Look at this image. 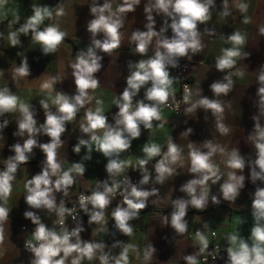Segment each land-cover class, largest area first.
I'll return each instance as SVG.
<instances>
[{
  "label": "clouds",
  "instance_id": "1",
  "mask_svg": "<svg viewBox=\"0 0 264 264\" xmlns=\"http://www.w3.org/2000/svg\"><path fill=\"white\" fill-rule=\"evenodd\" d=\"M142 0H90L91 19L86 23L89 43L84 49L75 52L69 59L67 69H71V78L75 85L74 94L57 90L56 85L63 83L69 73L63 68L56 75L43 73L36 79L29 80L31 68L25 51H17L20 63H13L8 69L11 83L15 89L22 84L28 86L29 94L34 83L39 84V105L43 110L44 120L37 119L38 111L29 100L12 91L9 83L0 87V140H5L4 130L11 121L8 114H16L14 137L20 140L10 146L14 153L3 159L0 170V259L8 249L10 241V213L13 206L11 198L18 172L24 171L34 157V149L44 154L40 172L27 178L23 183V198L28 209L23 213L25 219L34 225L30 238L24 239V250L31 254L28 264H131L130 254H134L141 264H165L158 260V249L151 239L143 248L132 242L115 239L117 234L132 237L136 226L132 221L140 218L142 211L149 203L171 207L168 215L159 217L160 227H170L174 236L185 238L189 233V221L186 219L189 209L204 212L211 202L220 205L222 200L235 205L241 190L245 187L246 177L243 174L249 169V179L256 185L252 194L250 234L245 237L240 229L223 236L225 246H212L209 239L216 237L210 223L200 216L195 219L202 225L196 228L191 248L193 251L184 254L180 260L184 264H213L217 259L224 264H264V64L259 66L256 74L258 85L253 99L257 112L251 116L254 126L246 136L245 142L254 149V155H242L233 141L221 143L218 137L232 136L236 131L225 123L226 112L232 110V102L227 99L234 91L236 81L249 75L248 65L238 66L240 61L249 59L251 53L246 51L248 32L234 30L231 34L218 33L210 24L213 17L236 21L249 25L254 17L249 15L251 0H145L143 13L144 30L135 29L128 37L129 50L140 57L137 61L128 60V75L125 87L119 94H114L111 104L116 111L111 122L105 112L103 94L97 95L100 89L98 73L103 69L104 55L112 57L125 40V26L129 13H135ZM15 0H0V23L7 22V36L0 31V40L6 39L8 46L23 48L21 37H30L32 45H38L44 56L56 54L64 45L69 33L62 29L60 19L67 15L64 0L55 6L31 4V15L21 23L20 4ZM261 3L258 0L257 11ZM156 16L162 18V25L156 30ZM135 23V20H132ZM19 24L18 28L13 26ZM259 35L264 36V22L257 23ZM169 29L171 36L167 35ZM219 38L228 47H222L220 54L214 58L216 71L223 73L222 78L210 84L212 98L203 95L201 81L192 87L187 83L182 86V96L178 99L176 85L182 78L172 75L170 69L181 67V59L189 62L206 47L209 42ZM103 54V55H102ZM187 68V65H184ZM5 70L0 69V78ZM143 89V97L137 98ZM183 106V107H182ZM171 109L176 114L197 118L198 110L204 112V120L211 115V139L193 142L189 137L194 130L187 127L179 135L189 142L186 146L176 143L168 134L164 144L157 143V131L169 124L164 109ZM80 135L72 151L79 155L82 149L85 154L79 162H69L61 158L60 149L65 145L62 138L67 132V125L75 124L78 115ZM187 124V120L184 121ZM148 131V139L143 144V155L133 159L132 142L141 137L142 131ZM215 133V135H213ZM40 136L49 137L41 143ZM87 137V138H85ZM22 141V142H21ZM187 149V151L185 150ZM93 152L106 159L107 178L94 179L87 185V194L82 191L74 204L67 206V198L78 180H85L86 161H91ZM128 154L124 158V154ZM138 171L140 179L133 182L129 170ZM191 175L179 187L183 197L173 199L172 195H161L160 188L173 181L181 174ZM219 185L218 193L212 192L213 186ZM119 197L115 207H110L113 200ZM55 217L51 226L46 224L39 213ZM81 212L87 216V225L91 228V239H82L86 231ZM71 218L73 227L66 223ZM112 229H109V221ZM243 217L238 218L241 227L246 223ZM6 226H9L6 228ZM103 236L102 239H96ZM113 237L111 245L104 237ZM16 245L13 244V247ZM210 246H212L210 248ZM118 250V251H117ZM226 252V259L221 252ZM166 264H171L169 259Z\"/></svg>",
  "mask_w": 264,
  "mask_h": 264
},
{
  "label": "crops",
  "instance_id": "2",
  "mask_svg": "<svg viewBox=\"0 0 264 264\" xmlns=\"http://www.w3.org/2000/svg\"><path fill=\"white\" fill-rule=\"evenodd\" d=\"M61 0H44L42 4L49 6H55ZM90 0H64L65 9L67 15L60 19V24L62 29L67 30L69 35L68 39L71 42L64 41V45L60 51L56 54L44 56L39 50L38 45H32L30 43V37H21L23 48H12L8 46L6 39L0 40V69L5 70L4 77L0 78V87H3L6 83L12 88V91H16L18 95L30 103L38 111L37 119L40 123L44 120L43 110L39 105V84L34 83L29 85L32 88L31 94H29L27 88L22 84L21 88L15 89L14 85L10 80V73L8 69L13 63H20V57L16 55L17 51H25L29 65L31 68V75L29 80L36 79L43 73L46 75H56L63 68L69 73L68 79L63 83L57 84V90H62L69 94H74L75 85L71 78V69H67L69 59L74 58L75 52L86 48L89 43V34L86 31V23L91 19L88 3ZM102 3L103 0H100ZM145 0H142L141 5L137 7L135 13L128 14V22L123 30L125 32V40L120 49L113 54L112 57L104 55L103 69L101 73H98L101 87L97 90V95L103 94L105 100V112L109 117L111 122L112 115L118 111V109L111 104V100L114 94H119L122 92L125 85V77L128 75L127 61H137L140 59L139 56L133 55L129 50L128 37L131 35V31L135 29L144 30V24L146 22L143 13V6ZM217 5L221 4V0H216ZM258 0H251V7L249 9V15L254 17V23L249 25H244L239 23L240 17L236 21H232L230 18L228 21L220 19L217 15L213 17L210 24L216 27L217 32L224 34H231L234 30L247 31L248 32V42L246 45V51L251 53L249 59L245 61H240L238 66H244L247 64L249 75H246L243 79L234 78L236 81V86L234 91L227 97L232 102V110L226 112L225 123L231 125L236 131L232 136L229 137H218L221 143H227L229 140L233 141V145H236V141L239 144L236 145L242 155H254V149L250 144L245 142L246 136L251 132L254 122L251 116L257 112V109L253 106V99H255V92L258 87L256 84V74L259 71V66L264 64V36L259 35L257 23L264 22V3H261L260 11H257ZM31 15V9L26 11V17ZM156 30L162 25V18L156 16ZM135 23H132V20ZM20 25L16 24L13 29L18 28ZM0 31H3L5 37L7 36L8 26L7 23H0ZM167 35L171 36V30L168 31ZM206 47L199 55L194 56L191 62L187 61L188 71L193 77V87L196 81H201V88L203 90V95L212 98V92L210 90V84L222 78L223 73H220L212 67L209 70V66L214 64V58L220 54V49L222 47H228L229 45L224 44V42L219 38V35L214 38L213 41L209 42L205 38ZM103 55V54H102ZM172 75L174 74L173 69H170ZM176 90H177V86ZM143 97V89L137 97ZM165 118H169V124L165 125V128L157 131L155 136V141L160 144H164L168 134L172 135L176 140V143L186 146L189 142L187 139H182L179 137L180 133L184 131L187 127L193 128L194 132L189 137L193 142H202L204 139H211V128H212V118L209 113V120L205 122L204 112L198 110L197 118H189L183 115L176 117L170 110L164 109ZM83 116V111L78 115L77 122L73 125H67V132L64 137L65 145L60 149L61 158H67L69 162H79L81 157L85 154L86 149H82L79 155L72 151L73 146L77 143V137L80 135L78 126L79 120ZM11 123L4 130L5 140H0V170L3 168V159H6L9 155H13L10 151V146L20 140L19 137H14L13 132L16 130V114H8L7 117ZM187 120V124L184 121ZM215 135V133H213ZM87 138V137H85ZM148 139V131L143 130L142 135L139 139L132 142L131 152L129 154L133 155V159L136 156L143 155L141 148L143 144ZM39 140L41 143H46L49 141V137L40 136ZM22 142V141H21ZM187 151V149H185ZM34 157L30 162L24 167V171L18 172L17 180L14 185L13 195L11 198V205L13 206L10 213V241H6V247L8 249L6 255L0 259V264H28L30 253L24 250L23 244L25 238H30V233L34 228V225L30 220L25 219L23 216L24 211L28 209L27 204L23 198V183L27 178H31L32 175L40 172L41 161L44 159V154L40 149H34ZM127 153L124 154V158H127ZM93 158L91 161H86L87 171L85 173V180H78L72 189V193L69 198H67V205H69L74 199L75 195L79 192H87V185L94 182V179L104 180L107 178V173L105 171L106 159L99 153L93 152ZM135 171L129 170L128 174H132ZM246 177L245 187L241 190V193L234 206H230L229 202L223 201L220 205H212L209 203L208 208L204 212H199L195 209H189L186 219L189 221V233L185 238H177L175 243L172 242V237L174 232L170 227H160L159 217L163 214L168 215L171 212V207L167 204H161L159 206L152 205L149 203L148 207L151 209L144 210L140 214V218L132 221L136 226L135 233L132 237H126L121 235V241H127L138 244L141 249L147 240L152 241L153 245L158 249L157 258L162 262H166L170 259L171 264H184L180 260V257L184 254H189L193 251L191 248L192 239L194 238V230L201 227L202 225L195 219V216H200L203 221L210 223L211 228L215 229L217 232V238L221 242L223 236L226 233L241 230L242 235L247 237L250 234V228L252 226V216H251V204H252V194L255 191L256 185H253L249 179V169H245L243 173ZM191 175L184 173L176 177L173 181H169L163 187L157 185L160 188L161 195H172V198L183 197L184 193L179 192V187L186 180L191 179ZM257 184L260 187H264L259 181ZM219 185L213 186L212 192L214 194L218 193ZM118 201L113 200L110 207H115ZM46 224L49 226L54 220L53 216H48L44 212L39 213ZM243 217L246 219V223L242 227L237 224L238 218ZM81 218L84 222L86 231L81 234L82 239H91V228L87 225V216L83 213ZM109 221V229L111 230ZM69 227H73L72 221H68ZM26 226V231H21V226ZM9 226H6V228ZM103 236H98L96 239H102ZM110 236H105L104 240L109 244ZM13 244L16 245L13 247ZM110 245V244H109ZM131 264H141L140 260H136L134 254H130ZM203 264V263H201Z\"/></svg>",
  "mask_w": 264,
  "mask_h": 264
},
{
  "label": "built area",
  "instance_id": "3",
  "mask_svg": "<svg viewBox=\"0 0 264 264\" xmlns=\"http://www.w3.org/2000/svg\"><path fill=\"white\" fill-rule=\"evenodd\" d=\"M170 30V29H169ZM180 65H181V67L180 68H178V69H173V71H174V74L175 75H178V76H180L181 78H182V80L180 81V83H178L176 86H177V92H176V94H177V96H178V99L179 98H181V96H182V86H183V84L184 83H187V84H189L190 86H192L193 87V77H192V75L190 74V72L188 71V64H187V61L185 60V59H181V61H180ZM184 65H187V68H185L184 67ZM183 107V106H182ZM166 109H168V108H166ZM168 110H170L176 117H180L181 115H182V110H181V113L180 114H176L173 110H171V109H168ZM129 176H130V178L132 179V181L133 182H138V180L141 178L140 177V174H139V172L138 171H135L134 173H132V174H128ZM80 193V192H79ZM79 193H77L76 195H75V197H74V199L72 200V202L69 204V205H67V206H69V207H71L73 204H74V202L76 201V198H77V196L79 195ZM86 194H87V192H85ZM119 197H117V199L115 200V201H118L119 202ZM81 214H82V212H81ZM80 214V215H81ZM54 219H55V217H54ZM54 221V220H53ZM68 221H71V218H68V220L66 221V223L68 222ZM53 223V222H52ZM51 223V224H52ZM112 224H113V222L111 221L110 222V226H111V229H112ZM51 226V225H50ZM200 228V227H199ZM21 231H26V226L25 225H22L21 226ZM213 229V228H212ZM196 230V229H195ZM195 230H194V233H195ZM213 230H215V229H213ZM216 231V230H215ZM120 237H121V235L120 234H117V236L115 237V239H119L120 240ZM209 239L211 240V244H212V246H215L216 244H220L221 245V249L223 250V248H224V246H225V242H221V241H219L218 240V238H217V235H216V237H211V235H210V233H209ZM113 242V237H111L110 236V238H109V244L111 245V243ZM212 246H210V248L212 247ZM118 251V250H117ZM221 255L222 256H224L225 257V259H226V252H221ZM201 263H203V262H201ZM209 264H213V262L211 261V258H209ZM215 264H224V261L223 260H220V259H217V261H215Z\"/></svg>",
  "mask_w": 264,
  "mask_h": 264
},
{
  "label": "rangeland",
  "instance_id": "4",
  "mask_svg": "<svg viewBox=\"0 0 264 264\" xmlns=\"http://www.w3.org/2000/svg\"><path fill=\"white\" fill-rule=\"evenodd\" d=\"M43 1L44 0H15V3H19L21 6V8H20V15L22 17L21 23H23L24 18H26V11L28 9H31V4L32 3L42 4ZM15 3L13 4V6H15Z\"/></svg>",
  "mask_w": 264,
  "mask_h": 264
},
{
  "label": "trees",
  "instance_id": "5",
  "mask_svg": "<svg viewBox=\"0 0 264 264\" xmlns=\"http://www.w3.org/2000/svg\"><path fill=\"white\" fill-rule=\"evenodd\" d=\"M67 42H71L68 38L65 39ZM152 207H148L147 209L145 210H148V209H151Z\"/></svg>",
  "mask_w": 264,
  "mask_h": 264
}]
</instances>
